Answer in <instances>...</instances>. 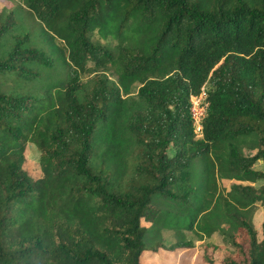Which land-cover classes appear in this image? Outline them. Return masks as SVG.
<instances>
[{
  "label": "trees",
  "instance_id": "1",
  "mask_svg": "<svg viewBox=\"0 0 264 264\" xmlns=\"http://www.w3.org/2000/svg\"><path fill=\"white\" fill-rule=\"evenodd\" d=\"M23 1L38 44L0 10V264H145L192 247L202 264H264V218L260 238L250 219L264 208V0Z\"/></svg>",
  "mask_w": 264,
  "mask_h": 264
},
{
  "label": "rangeland",
  "instance_id": "2",
  "mask_svg": "<svg viewBox=\"0 0 264 264\" xmlns=\"http://www.w3.org/2000/svg\"><path fill=\"white\" fill-rule=\"evenodd\" d=\"M14 9L17 12L16 21H17V28L20 29L23 32H27V30H30L33 35H36V43L38 44V37H39V31H38V25L39 23L36 21V18L30 14L27 10V7L24 4L23 0H0V10L6 11L7 9ZM25 29V30H22ZM22 32V33H23ZM21 33V32H18ZM91 37L94 41H97L101 44H106L108 46H112L115 43V40H113L110 37H101L99 33L94 29L91 32ZM34 43V41H33ZM60 44V43H59ZM87 67H90L92 65L91 61H88L86 63ZM41 71V70H40ZM108 77H113L110 72H106ZM5 87L8 89H11V84L7 82L4 84ZM204 88V85H201ZM195 135H198L195 133ZM199 136V135H198ZM255 149L248 148V147H242V152L246 155H250L254 152ZM172 150L169 149L168 152H171ZM24 162H23V168L26 170L27 174L31 177H36L40 174L39 165H38V150L36 147L30 143L27 142L24 147ZM254 169H264V160L257 159L253 166ZM229 180H224V182H228ZM262 180H256L252 184L254 186H258L260 183H262ZM264 218V208L260 205H255L252 207L250 219L252 222L253 227L256 229L257 238L261 237L260 233V223L262 219ZM141 223L143 225H149L148 221L142 220ZM187 237H191L192 233H189L190 231L187 229H184ZM219 235L216 233H213L210 238H208V241H219L218 240ZM161 239L165 243V245H168L172 243L175 239L173 236V229L171 228H164L161 230ZM194 242L197 245L200 241L198 239H194ZM149 253L144 252L141 257V261L145 264H202V260L200 256L196 253L195 247L192 248H184L181 250H171V251H165L162 249H159L156 254H154L151 258L149 257Z\"/></svg>",
  "mask_w": 264,
  "mask_h": 264
},
{
  "label": "built area",
  "instance_id": "3",
  "mask_svg": "<svg viewBox=\"0 0 264 264\" xmlns=\"http://www.w3.org/2000/svg\"><path fill=\"white\" fill-rule=\"evenodd\" d=\"M205 106V90L201 86L197 94L189 95V113L194 125V133L199 136L201 135L200 119L204 114Z\"/></svg>",
  "mask_w": 264,
  "mask_h": 264
}]
</instances>
